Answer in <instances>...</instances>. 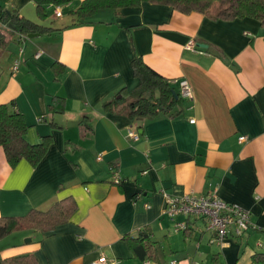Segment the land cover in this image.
<instances>
[{
  "label": "crops",
  "instance_id": "obj_1",
  "mask_svg": "<svg viewBox=\"0 0 264 264\" xmlns=\"http://www.w3.org/2000/svg\"><path fill=\"white\" fill-rule=\"evenodd\" d=\"M82 1L60 7L57 19L56 6H46L41 20L35 0H0L2 10L51 29L19 41L17 33L0 25L5 43L0 105L14 104L28 144L50 137L36 167L22 160L11 168L0 148V217L47 211L67 198L76 205L70 220L52 234L24 230L1 240L0 258L34 254L38 264H100L102 257L106 264H251L253 255L264 254L259 23L143 4L102 10L87 23L66 28L75 18L63 22V10L71 13ZM189 42L193 50L185 49ZM135 56L168 80L180 99L178 82L187 81L192 98L182 99L174 115L139 122L128 118L126 103L105 108L122 88L125 100L136 89ZM53 98L62 100L56 113L49 110ZM128 130L138 134L137 141L127 137ZM113 173L120 185L113 183ZM213 192L247 210L255 229L239 237L230 230L219 246L204 220L163 214L162 193ZM176 224L186 228L176 232ZM140 231L156 243L155 260L133 257L124 238Z\"/></svg>",
  "mask_w": 264,
  "mask_h": 264
},
{
  "label": "trees",
  "instance_id": "obj_2",
  "mask_svg": "<svg viewBox=\"0 0 264 264\" xmlns=\"http://www.w3.org/2000/svg\"><path fill=\"white\" fill-rule=\"evenodd\" d=\"M75 0H35L38 16L45 19L46 6H67ZM143 4H154L170 7L182 14L198 13L212 20H234L249 18L259 23L264 39V0H83L78 7L71 11L75 23L67 26L72 28L83 25L91 20L99 11L138 8ZM0 25L19 36L47 33L51 29L42 27L21 17L17 11H7L0 8ZM1 29V28H0ZM4 37L0 30V53L4 48ZM59 65L54 64V72L59 71ZM132 74L138 81L127 100L124 99L125 88H122L112 102L104 107L126 103V112L132 122H139L145 118H152L160 113H169L182 102L178 93L176 98L168 80L148 67L141 57L135 56L131 62ZM62 100L53 98L50 113L59 111ZM43 120V118H41ZM26 125L22 116L14 109V104L0 105V148L8 165L13 168L20 161L25 160L32 167H36L45 156L50 146V137L42 139L35 145L25 140ZM121 184V181L118 185ZM76 210L74 201L67 198L55 202L47 211L30 210L21 217H0V241L9 235L24 231H38L42 234H52L57 227L67 223ZM147 231H140L136 237L127 236L134 258L140 261L156 259L155 242H152ZM0 264H38L34 254L0 258ZM251 264H264V254H255L251 257Z\"/></svg>",
  "mask_w": 264,
  "mask_h": 264
},
{
  "label": "built area",
  "instance_id": "obj_3",
  "mask_svg": "<svg viewBox=\"0 0 264 264\" xmlns=\"http://www.w3.org/2000/svg\"><path fill=\"white\" fill-rule=\"evenodd\" d=\"M54 18H61L62 11L60 7H56L53 10ZM24 36H19V41L24 39ZM194 43L189 42L186 46V50H193ZM39 55L37 54L36 57ZM17 69L16 65L13 66V70ZM179 95L181 99H191L192 92L187 81L180 80L178 82ZM191 123L194 121L191 120ZM127 137L131 140L137 141L138 134L134 131L128 130ZM246 138H239L240 142H244ZM100 160V158H98ZM113 183L118 185L120 183L119 177L116 173H113ZM164 199L163 214L169 218L176 216L195 217L202 219L206 222L207 229L212 231L215 236L214 243L219 246H223V241L227 238L230 230L233 231L235 236H241L250 229H255L254 224L250 220V213L240 208L239 206L227 203L219 199L215 192L206 195H193L186 194L183 196H171L166 193H162ZM148 208V206H146ZM185 224H176L175 231L184 230ZM100 264H106L105 259L102 257L99 260ZM171 264H174L172 262Z\"/></svg>",
  "mask_w": 264,
  "mask_h": 264
},
{
  "label": "rangeland",
  "instance_id": "obj_4",
  "mask_svg": "<svg viewBox=\"0 0 264 264\" xmlns=\"http://www.w3.org/2000/svg\"><path fill=\"white\" fill-rule=\"evenodd\" d=\"M63 14H64L63 15V17H64V21L63 22H65V23H70V21L74 19V16L70 13V10L68 8L63 10ZM56 23H62V22L57 20ZM136 264H140V263L138 261H136Z\"/></svg>",
  "mask_w": 264,
  "mask_h": 264
},
{
  "label": "water",
  "instance_id": "obj_5",
  "mask_svg": "<svg viewBox=\"0 0 264 264\" xmlns=\"http://www.w3.org/2000/svg\"><path fill=\"white\" fill-rule=\"evenodd\" d=\"M35 37H38V35L37 34H31V35H29L28 36V38H35ZM198 47H200V48H206V46H204V45H199ZM172 94H173V96L176 98V94L174 93V92H172ZM175 113H177V110H176V108H174V109H172L170 112H169V115L171 116V115H174Z\"/></svg>",
  "mask_w": 264,
  "mask_h": 264
}]
</instances>
